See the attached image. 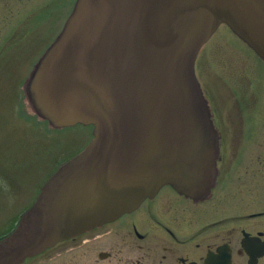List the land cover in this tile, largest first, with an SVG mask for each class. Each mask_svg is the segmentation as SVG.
Listing matches in <instances>:
<instances>
[{
    "label": "water",
    "instance_id": "1",
    "mask_svg": "<svg viewBox=\"0 0 264 264\" xmlns=\"http://www.w3.org/2000/svg\"><path fill=\"white\" fill-rule=\"evenodd\" d=\"M223 24L264 60V0L76 1L24 92L52 128L93 126V139L0 241V264L114 222L164 186L203 197L219 138L195 66Z\"/></svg>",
    "mask_w": 264,
    "mask_h": 264
},
{
    "label": "flooded vegetation",
    "instance_id": "2",
    "mask_svg": "<svg viewBox=\"0 0 264 264\" xmlns=\"http://www.w3.org/2000/svg\"><path fill=\"white\" fill-rule=\"evenodd\" d=\"M18 3L26 1L0 0V8ZM245 56L253 65L245 97L232 95L234 114L213 112L219 156L203 197L163 187L131 213L23 264H264V97H256L264 93V71L258 74L256 65L264 62ZM251 77L258 88L249 100ZM251 116L254 130L247 129ZM9 233L0 230V240Z\"/></svg>",
    "mask_w": 264,
    "mask_h": 264
},
{
    "label": "rangeland",
    "instance_id": "3",
    "mask_svg": "<svg viewBox=\"0 0 264 264\" xmlns=\"http://www.w3.org/2000/svg\"><path fill=\"white\" fill-rule=\"evenodd\" d=\"M24 1L26 4L0 8L2 232L14 227V222L32 205L40 187L59 164L82 152L92 139V127L49 128L47 121L35 117L24 93L33 66L60 33L75 0H48V5H44L46 0ZM211 40L197 58L196 75L214 114L225 111L234 114L232 95L236 97L239 92L243 99L244 86L249 85L248 79L253 75V65L245 56L252 51L226 25L220 26ZM257 65L260 74L264 67ZM225 79L233 83L231 89L223 85ZM251 79L247 90L249 100L253 98L254 87L258 88L255 79ZM256 97L263 98L264 93ZM249 119L252 122L247 129H256V117Z\"/></svg>",
    "mask_w": 264,
    "mask_h": 264
}]
</instances>
